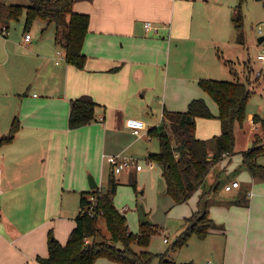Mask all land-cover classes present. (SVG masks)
I'll return each instance as SVG.
<instances>
[{"label":"crops","instance_id":"crops-1","mask_svg":"<svg viewBox=\"0 0 264 264\" xmlns=\"http://www.w3.org/2000/svg\"><path fill=\"white\" fill-rule=\"evenodd\" d=\"M203 3L76 0L74 11L90 18L83 47L85 67L68 64L62 51L39 57L41 82L36 86L42 89L41 95L27 93L19 99L18 108L0 112V139L9 135L14 119L19 121L14 140L0 145V264H41L38 258L48 257L52 237L61 245L67 243L79 214H72L74 206L80 210L81 194L94 190L89 178L104 187V175L111 171L104 156L130 150L119 147L129 137L128 131L134 135L127 120L157 114V124L143 120L146 130L142 133L150 141L154 138L148 133L163 121L165 111H186L194 99H204L218 115L217 104L198 81L224 75L222 63H234L231 71L235 74L237 63L223 51L226 44L220 33L228 25L225 12L216 23L207 24L209 16L200 10ZM148 21L161 26L158 34L147 33ZM44 22L45 28L53 25ZM55 36L56 27L53 47L59 49ZM32 41L33 37L26 44ZM83 95L98 104L97 118L71 130V102ZM255 115L260 116L250 113L247 117L253 139L249 136L246 146L236 147L233 156L226 155L216 163L187 203H174L184 223L207 206L217 228L201 240L202 248L215 255L218 264H264V179L250 175L242 155L261 129L253 121ZM220 133L218 119H197L199 139L209 140ZM153 165L149 160L147 167ZM239 168L240 174H231ZM144 170L143 166L142 171L135 167L125 171L128 184ZM225 174L233 176L225 187L233 182L240 187L230 192L221 189L220 178ZM121 176H117L119 185ZM216 182L219 188L214 191L211 188Z\"/></svg>","mask_w":264,"mask_h":264},{"label":"trees","instance_id":"trees-1","mask_svg":"<svg viewBox=\"0 0 264 264\" xmlns=\"http://www.w3.org/2000/svg\"><path fill=\"white\" fill-rule=\"evenodd\" d=\"M31 2V6L25 7L6 5L0 1V22L9 24L24 17L25 28H29L35 20L55 25V40L63 47L66 62L83 69L87 60L83 47L90 23L89 16L74 11L76 0H31ZM233 22L236 29L242 30L241 3L235 10ZM4 28L8 31V27L3 26L1 31L7 37ZM242 35L240 32L238 39L244 44ZM246 80L249 84L252 83L249 78ZM198 86L217 104V116L204 99L198 98L189 103L186 111H165L163 121L148 133L160 144L159 152L150 153L149 159L162 168L166 184L165 193L177 205L187 203L205 184L207 176L216 163L226 155L235 154V128L237 125L243 128L247 120V104L251 95L247 84L200 79ZM97 108L98 104L88 95L73 100L69 117L70 129H79L93 123L97 118ZM199 118L218 119L221 123L220 135L209 140L199 139L196 134ZM253 121L260 124L264 134V120L255 115ZM18 129L19 121L14 119L9 135L0 139V145L11 143ZM258 137L259 134H255L252 147L242 153L243 165L253 178L264 179V165L259 162L264 156V143L258 140ZM118 185L117 176L111 168L105 189L97 187L89 192H83L76 226L67 243L61 245L52 237L48 245V257H39V262L97 264L101 259H106L111 264H152L158 259V264H172L167 259L169 252L153 254L147 250L135 251L134 245L147 249L152 236L159 233V228L145 220L140 222L139 233L130 230L127 217L114 204ZM130 185L137 191L136 179H132ZM218 188L219 182H216L211 189L217 191ZM101 218L105 220L109 237L100 236ZM216 228L217 225L210 218L207 206H204L185 220L182 236L175 241L170 251H177L187 245L192 236L203 240Z\"/></svg>","mask_w":264,"mask_h":264},{"label":"rangeland","instance_id":"rangeland-1","mask_svg":"<svg viewBox=\"0 0 264 264\" xmlns=\"http://www.w3.org/2000/svg\"><path fill=\"white\" fill-rule=\"evenodd\" d=\"M0 1L6 5H22L25 7H29L32 4L31 0ZM197 2H204L200 10L203 16H209L206 20L207 24L216 23V18L221 17L222 12H225V21L228 25L225 27V31L220 33V35H223L221 41L226 44L223 47L224 55H229L230 59L236 61L237 73L234 74L231 71V67L235 69L234 63L229 62L227 65L222 63L224 75L219 76L217 80L247 84L251 90L247 104V117L250 113H259L264 118V61L257 58L259 54L263 53L264 48V42L262 44L258 42V38L261 36L259 29L262 28L264 31V0H197ZM240 3L243 17L242 30L236 29L235 23L232 21L233 12ZM3 26L8 27L7 37L1 32ZM45 26L44 21L35 20L29 28H25L24 17L20 21H12L9 24L0 22V112L6 111V109L12 106L13 108H18L19 99L26 96L27 93L31 96L34 93L37 96L41 95L42 89L36 86L41 82L40 73L37 72L39 62L41 61L39 57L46 56L49 53H54L56 56L58 51L65 52L61 45L59 49L53 47L55 25H50L47 28ZM240 32L244 37L245 44L243 46H240L241 42L237 41L239 40ZM26 34H31L33 37V41L29 45L24 40ZM14 62L15 65H13ZM258 71H261L259 75ZM250 75H252L253 80L251 84L246 80ZM11 81H16L17 85ZM141 118L145 122L151 121L153 124L160 122L157 114H142ZM0 123H2L1 119ZM128 133L129 137L126 136L127 138L123 142H120L119 147L123 150L130 147V150H126L129 154L117 155L132 156L139 160V163L145 167V170L137 174V191H135L133 186L128 184L129 176L125 173L121 176L122 184L117 187L114 204L127 217L129 227L134 233H139L140 222L145 220L157 225L159 228V233L152 236L147 249L134 245L135 251L141 252L147 250L153 254L169 252L167 259L172 264H218V259L215 255L208 254L202 248L201 240L196 236H192L187 245L181 249L170 251L175 241L181 238L182 232L185 229V223L184 219L178 216L179 207L164 192L165 182L162 177L163 174H161L162 168L154 162L152 168L147 167L150 160L148 153L159 152V141L157 139L149 141L148 137H145L146 132L142 133L140 137L132 136L129 131ZM258 133V140L264 143L262 130L260 129ZM235 134V148L246 146L249 142L248 137L250 136L253 139L251 124L248 125L246 120L244 128L237 125ZM259 162L264 165V156L260 158ZM240 170L241 168L231 174H240ZM226 174L220 178L221 189H224L226 182H230L233 179V176ZM104 176L103 183H106V185L99 187L103 189L107 187L109 174L107 173ZM97 182H100V178H97ZM78 211H80L79 206H74L72 214H77ZM99 226L101 229L100 236L109 237L103 218L99 220ZM164 239H168V243H164ZM100 261L102 262L99 264H111L106 259H101ZM158 263L159 260L155 259L152 264Z\"/></svg>","mask_w":264,"mask_h":264},{"label":"built area","instance_id":"built-area-1","mask_svg":"<svg viewBox=\"0 0 264 264\" xmlns=\"http://www.w3.org/2000/svg\"><path fill=\"white\" fill-rule=\"evenodd\" d=\"M145 29L148 34H158L161 26L153 23V22H146ZM4 32L7 34L6 29L4 28ZM259 34L262 36L264 35V31L262 28L259 29ZM32 36L30 34L25 35V42H30ZM258 60L264 61V48L263 53L258 55ZM261 71H258V75ZM127 127L132 131L135 136H141L142 132L146 130V124L143 120L140 119H129L127 120ZM105 160L111 166L113 173L116 176H121L125 171L130 170L131 168L135 167L137 171L143 170V165L138 162L137 159L129 156H122V155H111V156H104ZM240 187L239 182H233L225 187L227 192L233 191L236 188ZM165 243H168V239H164Z\"/></svg>","mask_w":264,"mask_h":264},{"label":"water","instance_id":"water-1","mask_svg":"<svg viewBox=\"0 0 264 264\" xmlns=\"http://www.w3.org/2000/svg\"><path fill=\"white\" fill-rule=\"evenodd\" d=\"M259 44H262L264 42V35L260 36L258 38ZM89 184L91 189H96L98 187V184L96 183L95 179L93 177L89 178Z\"/></svg>","mask_w":264,"mask_h":264}]
</instances>
